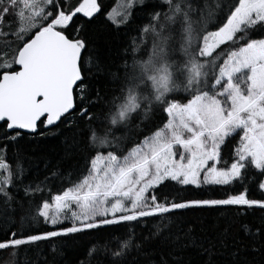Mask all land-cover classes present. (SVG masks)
Listing matches in <instances>:
<instances>
[{"label":"snow or ice","instance_id":"snow-or-ice-1","mask_svg":"<svg viewBox=\"0 0 264 264\" xmlns=\"http://www.w3.org/2000/svg\"><path fill=\"white\" fill-rule=\"evenodd\" d=\"M144 3L119 0L106 19L122 27L131 21L133 9ZM161 5L166 11L150 14V23L131 37L124 53L131 56V63L125 60L121 66L120 94L99 116L93 112L99 93L95 100L89 99L82 74L87 47L81 37L83 26L75 29L74 36L69 32L77 14L91 20L101 11L98 0H80L74 7L70 0H0V41L7 42L0 50V122L6 125L0 146V203L7 209L13 202L11 190L22 182L24 172L22 164L13 170L7 162V145L21 138L22 131L34 134L41 126H56L76 109L77 88L84 106L69 126L86 119L94 153L78 180L69 176L68 186L55 194L49 188L50 200L42 199L34 212L21 218V230L10 227L0 237V253L13 250L15 264H21V249L24 264H30L28 246L38 242L108 226L127 227L147 218L160 219L152 235H162V228L168 227L164 220L179 209L264 210V199H249L247 187L223 199L180 202L159 193L169 182L196 189L255 182V176H246L249 169L264 177V0H161ZM9 15L15 27L12 22L5 26ZM149 36L147 59L138 58ZM157 111L166 117L163 126L144 134L142 126ZM136 115L141 118L134 130L131 120ZM105 123L104 135H98L96 125ZM117 128L124 133L115 135ZM235 134L239 140L229 163L222 150ZM130 141L132 146L127 147ZM58 175L53 172L40 184L25 186V197L43 196V185ZM258 188L264 192V179ZM26 220L29 224L42 220L56 230L27 234ZM65 222L70 226L63 227ZM259 236V230L252 233L253 239ZM104 248L112 264H125L140 245L133 243L129 229L123 237H111ZM97 250L93 244L89 258Z\"/></svg>","mask_w":264,"mask_h":264},{"label":"trees","instance_id":"trees-1","mask_svg":"<svg viewBox=\"0 0 264 264\" xmlns=\"http://www.w3.org/2000/svg\"><path fill=\"white\" fill-rule=\"evenodd\" d=\"M118 0H98L101 11L89 20L77 14L69 32L75 35V29L83 26L81 37L86 40L87 47L83 51L82 67L84 68V83L88 86L89 99L95 100L97 92L100 99L97 101L93 112L103 116L108 110V102L120 94L123 86L124 70L121 67L125 60L131 63V56H125V49L129 48L131 37L138 36L140 29L150 23V14L156 11H166V5H161V0H145L142 7L137 6L132 11L131 21L116 27L106 19V14L113 8ZM80 0H70L72 7L77 6ZM12 22L14 18L9 15L4 24ZM9 29L5 27V31ZM6 41H0V50H3ZM14 46V44H13ZM151 50V37H148L147 47L141 51L138 58L147 59ZM8 57L11 58L12 48H7ZM91 58V64H89ZM76 109L54 127L44 129L40 127L35 134L22 133L21 138L7 145V162L15 170L17 163L22 164L24 172L22 182H17L11 192L13 202L4 208L0 203V237L8 228L12 231L21 230V218L34 212L42 199H49L48 189L53 194L68 186V178L78 180L86 172L89 159L94 154L88 144V131L86 119H81L69 126V121L76 117L84 106L80 103V92L77 88ZM87 101H85V104ZM140 115L131 120V128L136 129L140 123ZM166 117L157 111L144 127V134H150L162 127ZM95 124V122H94ZM98 135L103 136L107 128L96 125ZM123 128H117L115 135L124 133ZM6 126L0 125V146ZM15 132L7 131V135ZM138 137L133 132V141ZM239 140V134L229 139L223 147V160L231 162L232 150ZM129 142L127 147H131ZM127 150V149H126ZM223 163V161H222ZM53 172L59 173L55 180L48 179L43 185L44 195L25 197L24 188L31 184L33 187L50 178ZM246 176H255V182L245 180L243 184L236 182L228 186H212L196 189L193 186L182 188L172 182L159 189V193L166 195L170 200L174 197L177 202L192 199H223L227 195L238 194L248 189L249 199H264V192L258 188L259 181L264 177L259 176L257 170L249 169ZM64 181V183H61ZM19 189V191H17ZM163 195L161 198H163ZM14 209V212L11 211ZM15 227H12V222ZM170 221V223H169ZM163 223L168 224L162 228V235L154 236L156 225L161 224L159 218H147L140 223L133 222L127 227L108 226L101 230H89L84 233L71 234L68 237L54 238L51 241H41L28 246V261L30 264H112V258L105 251L104 244L114 235L123 237L129 229L133 233V243L139 244V250L133 248L127 256L125 264H264V210L259 208L247 209L237 206L203 207L179 209L168 215ZM70 226L65 222L63 227ZM191 229L187 236L185 233ZM247 229V231H246ZM56 230L51 224L42 220L31 223L26 220L23 231L27 234L42 233ZM257 230L260 236L253 239L252 233ZM180 237L177 240V237ZM93 244L98 250L91 258L88 250ZM55 247V251L53 248ZM115 248V242L110 244ZM255 249V250H253ZM13 250L0 253V264H15L11 255ZM24 249H21V264H24Z\"/></svg>","mask_w":264,"mask_h":264},{"label":"water","instance_id":"water-1","mask_svg":"<svg viewBox=\"0 0 264 264\" xmlns=\"http://www.w3.org/2000/svg\"><path fill=\"white\" fill-rule=\"evenodd\" d=\"M58 123H59V122H58ZM1 124H3V123L0 122V125H1ZM5 126H6V125H5ZM53 127H54V126H53ZM10 132H12V131H10ZM37 132H38V131H37ZM37 132H36V133H37ZM22 133H25V132L22 131ZM25 134H31V133H25ZM34 134H35V133H34Z\"/></svg>","mask_w":264,"mask_h":264},{"label":"rangeland","instance_id":"rangeland-1","mask_svg":"<svg viewBox=\"0 0 264 264\" xmlns=\"http://www.w3.org/2000/svg\"><path fill=\"white\" fill-rule=\"evenodd\" d=\"M118 2H119V0L115 3V5L113 6V8L117 6Z\"/></svg>","mask_w":264,"mask_h":264}]
</instances>
